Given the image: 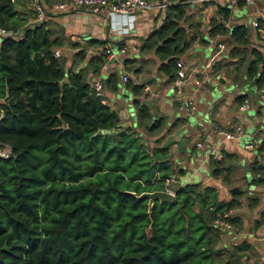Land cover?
Here are the masks:
<instances>
[{"label": "trees", "instance_id": "trees-1", "mask_svg": "<svg viewBox=\"0 0 264 264\" xmlns=\"http://www.w3.org/2000/svg\"><path fill=\"white\" fill-rule=\"evenodd\" d=\"M16 3L0 0V26L9 31L0 37V149L8 151L0 155V264H241L249 244H232L220 258L223 228L214 220L230 210L225 219L241 227L234 212L244 205L243 190L232 187L222 200L211 185L166 183L173 172L168 148L148 145L142 134L159 129L161 118H152L134 98L141 132L122 126L92 88L103 46L86 56L84 47L72 43L77 49L64 68L52 53L63 37L54 36L44 20L24 24ZM230 16L229 7L216 4L204 33L197 23L188 32L184 3H167L139 50H153L157 68L170 80L192 41L224 37L217 42L227 43V57L242 62L248 54L244 74L260 87L264 56L248 49L246 25L230 23ZM104 42L90 39L85 47ZM117 82L118 74L108 72L104 88L114 91ZM123 84L140 94L142 85L129 78ZM256 148L264 150L263 137ZM210 160L211 174L219 175L220 160ZM250 170L252 182L257 176L264 182V164L256 156ZM165 188L173 199H155L149 211L146 198L131 194ZM255 201L247 198L245 205Z\"/></svg>", "mask_w": 264, "mask_h": 264}, {"label": "crops", "instance_id": "crops-1", "mask_svg": "<svg viewBox=\"0 0 264 264\" xmlns=\"http://www.w3.org/2000/svg\"><path fill=\"white\" fill-rule=\"evenodd\" d=\"M52 1L17 0L18 16L24 17V24H29L34 16L33 2L47 8ZM196 1L168 0L166 2H190L186 7V13H189V8ZM214 6H205L202 11L212 14ZM230 10V23H243L247 27L248 49H258L264 56V29L263 27L255 28L250 24L254 18L264 19V0H253L247 5L236 3L230 7ZM162 16V9L136 13L133 28L121 36L109 30L106 16L91 13L84 7H70L65 11L49 13L43 20L47 22L54 36L63 37L62 42L54 46L53 50L59 51L58 57L64 68L69 66L72 53L77 49L71 45L72 43L78 42L81 47H84L86 56L95 53L98 47L101 49L102 46L107 45L111 46L113 52L117 50L107 70L99 71L91 78L88 76L92 81L100 80L103 101L116 111L120 123L135 128L139 132L141 129L136 122L134 98L138 102H148L149 105H145L152 118H161L162 123L159 129L151 134L144 132L142 134L150 146H167V157L173 169L170 177L172 186L187 182L211 185L214 186L218 198L222 200L230 198L229 189L232 187L243 190L244 205L236 211L242 222L241 227L233 224L230 229L221 230L217 241L221 249L220 258L224 259L232 244L245 241L249 244V248L241 252L240 263L264 264V214L260 218V212L264 210V182L261 181L260 176L256 177L258 181L252 182L253 173L250 170L256 155L261 154L264 164V150L258 153L256 146L253 148L244 146L245 143L252 142L251 138L255 135L263 137L259 129L264 124V120H261L264 111L261 112L259 101L264 103V98L261 92L253 87L251 81L246 80L244 61L237 62L236 57H227L229 48L227 43L223 42L224 51L222 49L218 51V48L214 46L224 37L211 38L207 43L192 41L178 58L183 62L188 73L187 80L183 84V94L193 97L196 104L194 113L186 114L183 102L173 99L171 79L169 80L167 75L157 68L159 62L154 51L139 50L142 39L161 22ZM207 20L203 23L204 28ZM55 27H62L65 36L57 33ZM201 31L204 33V29ZM90 39L105 42L103 45L93 44L85 47L86 41ZM118 41L119 46L116 45ZM123 60L127 62L124 64ZM79 65L82 63L77 66L74 64L75 68ZM111 71L118 74L117 87L114 91L106 90L103 84L106 74ZM123 74H126L134 84L142 85L140 94L134 95L124 86ZM194 78L201 79L200 86L193 83ZM191 83L194 84L195 89ZM250 85L252 89L250 91L257 95L251 104L250 97L248 98V94H251ZM240 95L248 100L247 109H250V112L239 108L243 100L238 101ZM215 126L226 130L239 127L243 133L230 140L223 139L213 130L211 131V128ZM197 141H201L200 147L195 145ZM210 150L221 152L219 165L221 173L217 176L210 172L212 167L208 157ZM247 198H254L256 201L247 206L245 205ZM256 220H259V223H255Z\"/></svg>", "mask_w": 264, "mask_h": 264}, {"label": "built area", "instance_id": "built-area-1", "mask_svg": "<svg viewBox=\"0 0 264 264\" xmlns=\"http://www.w3.org/2000/svg\"><path fill=\"white\" fill-rule=\"evenodd\" d=\"M198 1H206V0H198ZM209 2L226 7H231L232 5L236 3L241 4H251L253 0H207ZM167 5V2L165 0H53L49 7L43 8L40 4L33 2L34 6V16L32 20L29 22L30 25L38 23L44 19L46 15L49 13H55V12H61L65 11L70 7H84L88 9L89 12L94 14H102L107 17L108 22V28L109 30L117 35L121 36L124 33L128 32L130 29L133 28L134 22H135V16L136 13H144L148 12L150 10H163ZM250 24L254 26L255 28H262L264 29V25H259L256 18L252 19ZM9 31L2 28L0 26V37L2 35L8 34ZM215 46L218 48V51L222 49L223 42H216ZM114 50V49H113ZM224 48L222 49V51ZM117 50L112 51L111 46L107 45L102 48L103 53V60L100 65V72L105 71L108 68V64L110 60L115 58L114 53H116ZM53 56H58L59 51L57 49L53 50ZM214 54V53H213ZM215 55V54H214ZM188 77L187 68L183 64V62L180 59H177L175 61V69H174V76L171 79V85H172V93H173V99L179 102H186V105L184 106L186 114H193L194 113V105H193V99L191 96H186L183 94V84L186 82ZM127 78L126 74L122 75V80L125 81ZM201 79L194 78L193 83L196 86H200ZM255 89H257L259 92H264V85L260 87L253 86ZM92 88L95 91V93L99 96H102V84L100 80L94 79L92 81ZM239 108L242 110H245L248 108V102L246 99H243L240 104ZM212 130L222 137L223 139L232 138L234 136L242 135V130L239 127H235L232 130H226L223 128L213 127ZM260 131L264 132V124L260 127ZM201 131H203L201 129ZM223 135V136H222ZM261 139V136L257 138V141ZM197 147L201 146V141H197L195 144ZM247 148H253L255 146V143L247 142L244 144ZM8 151L5 149H0V155L3 157L7 156ZM208 157L213 160H220L221 153L217 150H210ZM256 158L260 161H262V156L256 155ZM171 181L170 179L166 180V183ZM164 190H168L172 192L171 189L165 188ZM230 210L224 211L221 213V215L214 220L215 224L221 226L222 228L230 229L232 227V223L227 221L225 217L230 213Z\"/></svg>", "mask_w": 264, "mask_h": 264}, {"label": "rangeland", "instance_id": "rangeland-1", "mask_svg": "<svg viewBox=\"0 0 264 264\" xmlns=\"http://www.w3.org/2000/svg\"><path fill=\"white\" fill-rule=\"evenodd\" d=\"M167 2H168V0H166ZM196 1V0H195ZM191 2V1H190ZM190 2H184V5L187 7L188 6V4L190 3ZM193 2V1H192ZM215 4L214 3H212V2H209V1H196V3L193 5V6H191L190 8H189V13H186V18H185V20H184V23H185V25H189L190 26V29H189V31L188 32H190L191 30H192V28L194 27V25H195V23H197V27L198 28H201L200 30H202V29H204V26H203V23L204 22H206V20H207V17L211 14L210 12H208V13H204L202 10H203V8L205 7V6H210V7H212V6H214ZM157 11H160V10H157ZM162 12H163V10H162ZM250 22V21H249ZM248 22V23H249ZM27 25V24H26ZM74 28H75V26H73ZM62 27H55V30H57V33H59V34H63L64 36H65V34H64V32L62 31V29H61ZM225 50V49H224ZM223 50V51H224ZM264 52V51H263ZM247 58H248V54H247V56H246V59H245V61H244V64L243 65H245L246 66V64H247ZM244 66V67H245ZM246 80L247 81H250L251 80V78L250 77H246ZM252 84V83H251ZM253 85V84H252ZM191 86L195 89V86H194V84L193 83H191ZM254 86V85H253ZM250 90H252L251 89V85L249 86V91ZM170 91H171V89H170ZM251 92V94L249 93L248 95V98L250 97V99H249V102H250V104L252 103V101H253V98L255 97V96H257V95H254L253 94V92L252 91H250ZM260 94H262V97L264 98V92H261ZM192 99H193V97H192ZM247 100V99H246ZM247 102H248V100H247ZM259 105H260V108H261V112L263 113V111H264V103L263 102H261V101H259ZM186 105V102H183V108H184V106ZM193 105H194V109L196 108V104H195V101H194V99H193ZM250 110V109H249ZM248 109L247 110H245V112H250ZM257 116H259V115H257ZM258 117H257V121H258ZM261 120H264V116H262V118H261ZM121 124H122V126H125V125H123V123L121 122ZM218 127V126H217ZM211 131H212V128H211ZM260 133L263 135V137H264V132H262V131H260ZM223 136V135H222ZM259 136L260 135H255L254 137H252L251 139H253V142L255 143V146L257 147V145H258V143H259V141H257V138H259ZM229 140H230V138H228ZM254 146V147H255ZM221 153V152H220ZM247 179H248V177H246ZM171 184V183H170ZM232 226H233V223H232Z\"/></svg>", "mask_w": 264, "mask_h": 264}, {"label": "water", "instance_id": "water-1", "mask_svg": "<svg viewBox=\"0 0 264 264\" xmlns=\"http://www.w3.org/2000/svg\"><path fill=\"white\" fill-rule=\"evenodd\" d=\"M146 105H149L148 102H144ZM136 198H146L147 199V208L149 207L153 200L157 199L158 201H170L173 199V192L164 189H155L151 191H142L139 194L135 195L134 192H131ZM236 213V212H235Z\"/></svg>", "mask_w": 264, "mask_h": 264}]
</instances>
